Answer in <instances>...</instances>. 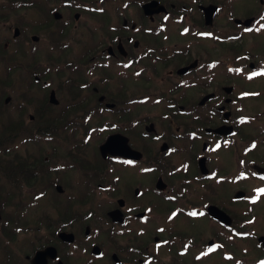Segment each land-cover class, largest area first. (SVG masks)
Masks as SVG:
<instances>
[{"label": "flooded vegetation", "instance_id": "af4514ba", "mask_svg": "<svg viewBox=\"0 0 264 264\" xmlns=\"http://www.w3.org/2000/svg\"><path fill=\"white\" fill-rule=\"evenodd\" d=\"M238 1L0 0V72L13 78L0 107L20 117L0 169L20 180L16 198H0V264L256 259L264 107L252 83L264 46L253 37L264 36V3L240 13ZM32 72L42 93L30 85L26 96L37 103L14 82ZM114 133L140 154L103 155Z\"/></svg>", "mask_w": 264, "mask_h": 264}, {"label": "trees", "instance_id": "16d2710c", "mask_svg": "<svg viewBox=\"0 0 264 264\" xmlns=\"http://www.w3.org/2000/svg\"><path fill=\"white\" fill-rule=\"evenodd\" d=\"M29 78V75L27 76ZM20 78L17 79V81H19ZM34 80V78H33ZM33 80L28 82V79L25 80H20L18 83L20 85H22L23 89H21V93L23 95L26 96V94L28 92L31 91V87H34ZM13 83V78L10 76V74L8 73H4V72H0V84L2 86V88L4 89V87L6 86V84L8 85H12ZM31 85V87H30ZM27 97L28 101H33L34 103H37L36 99L33 97V99L31 97ZM2 103L4 106H1L3 109V113L1 115L0 118V122H2V124L0 125V162H2L1 160L4 161V165L6 166L5 169H10V155L15 151L13 150L14 148H10V144H11V139H9L12 135H14V133L18 128V124L16 121H18L20 119V117L14 114V112H11L10 109H8L6 111V104L4 102V100L2 99ZM6 113H9L6 114ZM16 122V123H15ZM43 158V154L40 156V159ZM15 166V165H12ZM0 169H1V165H0ZM20 180L16 177V174L12 173V174H8L7 176H2V172H0V198L2 199V201L4 202V200L10 198L13 199L15 196H17L19 194V190H20V185H19ZM16 198V197H15ZM17 206L19 205V203L16 201L15 203ZM13 216H15L13 214ZM260 258L264 259V249L262 250V252L260 253Z\"/></svg>", "mask_w": 264, "mask_h": 264}, {"label": "rangeland", "instance_id": "374dc122", "mask_svg": "<svg viewBox=\"0 0 264 264\" xmlns=\"http://www.w3.org/2000/svg\"><path fill=\"white\" fill-rule=\"evenodd\" d=\"M244 2V3H243ZM248 2V5H246ZM262 2V0H261ZM259 0H257V4L261 3ZM264 3V1L262 2ZM252 4H256V0H244V1H238L235 3V6H234V10H236L237 12L240 11V13H242L241 11L246 8L247 6L249 5H252ZM3 12H6V11H3ZM0 14H2V11H0ZM5 32H2L1 35H4ZM264 38V36H261ZM261 37H253L254 39V42H255V48H261V46H264V44L261 42L263 41V39ZM261 42V44H259ZM259 44V45H258ZM258 45V46H257ZM31 52L32 54L35 55V53H38V52H41L39 51V49L35 47H32L31 48ZM25 79H28V77L25 76L24 74V80ZM14 82H17V77L14 78ZM18 83V82H17ZM42 84L40 83H37L36 85H34V88L38 89V92H41L42 93V90L40 88ZM252 85H254V87H258V89L260 90L258 93L259 97L257 98H254L256 101H259V106L261 109H263L264 107V77L263 78H260L258 79L256 82L252 83ZM4 88H6L7 90H11L9 88L8 85H6ZM18 92H15L14 94H16ZM66 93V91H63L62 95H64ZM11 96H13V93H9ZM14 99V96L13 98ZM11 105H8L6 110L10 109L11 111L13 110L11 107ZM3 109L2 107H0V112H2ZM40 110H39V114H40ZM16 111H14V114L16 115ZM9 115V113H6ZM222 150V149H221ZM232 150V149H231ZM227 151L225 148H224V151H222V159L224 160V163L227 164V165H230V164H234L236 163V161H238V158H236V154L235 152H232V151ZM250 155V154H249ZM0 165H4L3 162H0ZM124 172H122V176L125 177L126 179H129L128 181V185H133V181H134V178L132 176V178L130 179V176L132 175V172L133 170L131 171V169L129 167H124L123 168ZM120 182L122 183V185H124L123 183H125V180L124 178H122L120 180ZM251 183L254 185H257L258 183V180L255 179L251 181ZM252 204H253V208H252V212H253V220H254V227L256 229V231L260 234H264V194L258 199V200H252ZM103 235V233H102ZM238 239V237L236 238V240ZM258 242V240H256ZM257 247V250H256V256L260 255V253L262 252V250L264 249L263 247L259 246L258 244L256 245ZM241 252H238V257L241 256L242 258L246 259L247 257H253L251 254L249 255H241L240 254ZM251 260L250 258L247 259V261Z\"/></svg>", "mask_w": 264, "mask_h": 264}, {"label": "water", "instance_id": "95a60500", "mask_svg": "<svg viewBox=\"0 0 264 264\" xmlns=\"http://www.w3.org/2000/svg\"><path fill=\"white\" fill-rule=\"evenodd\" d=\"M252 17H249L243 21L246 23H249L251 21ZM240 19L239 17L237 18ZM102 153H107L108 151L111 153H119L123 155H132L134 156L133 152H138V155L140 154L139 151H136L132 148L131 145H129L128 137L127 135H123L121 133H114L111 134L106 141L101 145ZM261 239L264 241V235H261Z\"/></svg>", "mask_w": 264, "mask_h": 264}, {"label": "bare ground", "instance_id": "6f19581e", "mask_svg": "<svg viewBox=\"0 0 264 264\" xmlns=\"http://www.w3.org/2000/svg\"><path fill=\"white\" fill-rule=\"evenodd\" d=\"M29 15H31L32 17H34L33 16V14H26V13H24V12H22V13H19V12H17V17H19V19L20 20H22V22L23 23H27V20H29V21H33V18H31V17H27V16H29ZM33 73V72H32ZM38 76V75H37ZM33 78H34V80H33V85L35 84H37V83H40V84H42V81L40 80L41 78H37V77H35V75H34V73H33ZM17 83V82H16ZM35 90H37V89H35ZM215 130H219V131H222L221 130V128L220 127H218V129H215ZM123 135H126V134H123ZM109 152V151H108ZM104 154H106V153H104ZM103 154V155H104ZM117 154H119V153H117ZM123 155V154H122ZM125 156V155H124ZM127 156H130V155H127ZM237 195L239 194L238 192L236 193ZM216 206V205H215ZM215 206H210V208H209V213L212 215V216H216V217H220L221 216V214L222 215H224V213H220L218 210H216V208L217 209H219V207L218 206H216V208H214ZM253 208V207H252ZM253 222H254V220H253Z\"/></svg>", "mask_w": 264, "mask_h": 264}, {"label": "snow or ice", "instance_id": "6c2138e0", "mask_svg": "<svg viewBox=\"0 0 264 264\" xmlns=\"http://www.w3.org/2000/svg\"><path fill=\"white\" fill-rule=\"evenodd\" d=\"M255 75V74H254ZM255 146V145H253ZM128 163H132L131 161H129ZM192 215H196V213H192ZM261 264H264V262H261Z\"/></svg>", "mask_w": 264, "mask_h": 264}]
</instances>
